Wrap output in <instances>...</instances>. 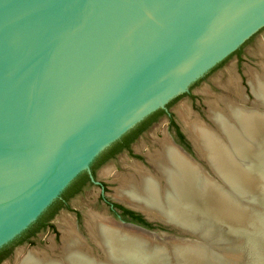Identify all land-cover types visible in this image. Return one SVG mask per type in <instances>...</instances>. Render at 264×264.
<instances>
[{"label": "water", "instance_id": "obj_1", "mask_svg": "<svg viewBox=\"0 0 264 264\" xmlns=\"http://www.w3.org/2000/svg\"><path fill=\"white\" fill-rule=\"evenodd\" d=\"M263 41L264 0H0V247L35 221L112 142L194 83L192 95L172 103L176 118L239 63L232 54L237 48L246 42L243 60ZM207 113L212 125L204 123L221 132L209 109ZM167 125L162 117L134 143V151ZM187 137L195 155L180 149L216 180L208 159ZM131 156L124 151L107 162L98 171V181ZM97 186L76 196L71 208ZM251 187L238 185L242 195L235 198L259 222L245 215L240 221L235 218L233 225L227 218L225 241L207 243L218 257H207L206 264L253 263V236L264 240V187ZM108 217L156 242L191 238L181 226L148 216L154 226L170 225L176 232ZM84 227L97 256L84 235L81 249L95 261L157 264L159 256L147 244L128 250L114 245L108 232L98 243ZM118 239L141 241L127 234ZM236 244L242 258L228 259L226 248L233 252ZM29 245L15 248L1 264ZM173 253L174 249L162 252L170 261ZM63 254L61 249L50 256L60 260Z\"/></svg>", "mask_w": 264, "mask_h": 264}, {"label": "bare ground", "instance_id": "obj_2", "mask_svg": "<svg viewBox=\"0 0 264 264\" xmlns=\"http://www.w3.org/2000/svg\"><path fill=\"white\" fill-rule=\"evenodd\" d=\"M259 46L262 70H250L248 82L257 101L247 106L245 96L237 100L223 95L218 99L223 106L215 99L210 102L212 107L209 115L221 132L194 120L190 111L184 110L181 113L185 131L210 162L217 174L216 180L169 140H165L156 153L149 154L158 173L154 174L136 165L128 175L118 178L121 186L117 189L116 197L119 200L144 211L150 218L181 226L184 231L191 233V238L173 237L171 240L156 242L138 230L111 221L108 216L89 212L86 227L98 243L106 240L105 232H108L114 245L127 247L128 250L134 245L139 249L147 244V248L159 256H155L157 264H206L207 257H218L211 253L207 243L213 240L218 243L225 241L227 233L224 221L227 218L228 223L233 225L236 223L235 218L240 221L239 218L245 215L250 216L249 220L258 221L259 218L242 210L235 197L242 195L236 188L243 183L253 186L251 188L264 187V43ZM229 81V86L238 94L237 79L233 74ZM225 182L232 183L236 188H229ZM62 230L65 250L63 258L53 260L38 253H30L24 257L22 264H101V261H95L81 249L85 245L83 237L73 223L64 220ZM230 233L240 236L235 229H231ZM124 234L141 241L133 243L131 240H119L118 235ZM253 239L251 249L254 258L251 264H264V240H258L256 235ZM239 248L236 244L232 252V248L227 247L226 257H232L231 260L242 258ZM165 249H174L171 261L168 255L162 254ZM207 250L208 254L205 252Z\"/></svg>", "mask_w": 264, "mask_h": 264}, {"label": "rangeland", "instance_id": "obj_3", "mask_svg": "<svg viewBox=\"0 0 264 264\" xmlns=\"http://www.w3.org/2000/svg\"><path fill=\"white\" fill-rule=\"evenodd\" d=\"M263 43L264 41L261 44ZM259 47L260 46L256 47L242 61H240L235 67H233L227 74H225L212 87H210L204 94H202L188 108H186L185 111L186 110H187L186 112L190 111L189 112L190 116L194 118V120L201 121V123L205 121V122H208L210 125H212L210 120L207 118V114H208L207 111L209 109V112H210L211 107H212L210 102L214 101V99L217 100L218 103H220V101L218 100L220 99V96L226 95L230 97L231 99L241 100L244 97V93H245L248 99V100L245 99V102H247V106L248 105L251 106L254 103V101H257V98L255 96L253 97V95L250 93V90H249L250 83L248 85L247 81L249 82V78H250L249 75H251L250 70H253V71L262 70L261 69L262 68L261 67L262 57L259 52ZM231 74H233L237 78V85H238L237 87L239 89L238 94L236 91H234L232 86H229V82H230L229 79H230ZM175 119L179 123L183 132L187 136L188 133H186L184 129L181 114H179ZM168 136H169V133H168V125H167L165 128H163L158 134H156L150 141H148L142 148H140L136 152L137 155L140 154L142 156L141 158H138L137 156L132 155L127 161H125L119 168H117L112 174H110L104 180L105 184L107 185V187L105 188V192H106V195L110 199L117 198L116 197L117 189L121 186V183L118 178H120L121 176H126L127 173L132 171V167L136 166L135 165L136 163H139V164L142 163V165L143 166L145 165L148 168V170L150 171L154 170V172L156 171L154 167H151L150 164H148V160H149L148 155L156 153L159 149H161L162 143L165 139H168L170 141ZM192 154L195 155L193 149H192ZM100 193H101V187L98 185L88 195H86L81 201H79L73 208H71L65 215H63L58 221L54 223L55 230L47 229L42 235H40L34 241L33 244H30L27 248H25L19 255H17L8 264H22L23 262V261L21 262L22 258L24 260V257H26L30 253H38L47 259H53L50 255L59 253L61 249L64 251V254H65L64 241H63L64 231L62 230V222L66 219L67 221H70L71 223H73L76 230L79 231L81 235H84L85 237L88 238V243L93 248L94 250L93 252L96 255V247L89 240V237L85 231L84 224L86 221V226H87L89 212H94L96 214H98L97 212H99L106 216L109 215V209L105 205V203L102 201L101 202L98 201ZM76 210L82 212V215H81L82 220L79 224L77 223L75 219ZM143 214L147 216L145 213ZM150 223L152 224L151 225L152 228L162 229V230L170 231V232H176V229L169 228L171 227L170 225H163V224L158 223V225L154 226L153 222H150ZM56 234L58 235V237H56ZM61 239L63 243L61 242ZM169 240H171V238ZM173 241H176V240L173 239ZM229 258H232V257H229Z\"/></svg>", "mask_w": 264, "mask_h": 264}, {"label": "flooded vegetation", "instance_id": "obj_4", "mask_svg": "<svg viewBox=\"0 0 264 264\" xmlns=\"http://www.w3.org/2000/svg\"><path fill=\"white\" fill-rule=\"evenodd\" d=\"M242 52H243V49H242ZM242 52H241V54L239 53L240 54V57H239L238 54H236L237 55L238 62L241 61ZM214 68L215 67L211 68L209 71L211 72L212 69H214ZM192 85L189 87L188 91L185 92V93H188L187 95H190V94L192 95L193 94ZM169 102L163 108L165 110V113H161V115H156L155 117L150 118L146 122V124H148V123L149 124L147 125V128L145 130H143L138 135H136L137 134L136 132L138 130L137 131H134V132H131L130 134L126 135L127 138H124V139H122V141L120 143H118L116 145H113V147L111 148V151L109 153L107 152L105 155L101 156L99 158V160H97V157L103 151H105L107 148H109L114 142H116L117 140L121 139L122 136L126 133L125 132L120 138H118L114 142H112L108 147H106L103 151H101L91 161V163H90V169L89 170L88 169H85V170L81 171L80 173H78L67 184V186L62 190V192L59 194V196L55 198V199H60V200L59 201H56V203H54L52 205L53 207L44 216V218L42 219L40 225L38 226V228H39L38 231H36L35 234L30 237L33 242H34L35 238H37L38 235L40 233L44 232L46 229L55 230V228H51L48 224H54V222H53L54 218L62 210H68L69 208H71V202H72V200L76 196H78L81 193H83L92 184H98L101 187V193L99 195L98 201H100V202L102 201V202L105 203V205L109 209V214H111V215H113V216H115V217H117V218H119L121 220H125V221H128V222H132V223H135V224L144 226V227H147L148 226V225L145 224V221H147V222H149V221L146 218V216L143 214L144 211H142L140 209H137V208H134L133 206L129 205L128 203H126V202H124L122 200H119L118 198L110 199L106 195L105 188L107 187V185L105 184V181H103V180L102 181H98V171L107 162H109L110 160L116 158L120 153H122L124 151L125 152H128L130 155H135L138 158H141L142 156L140 154L137 155L136 152L133 149L134 148L133 147L134 146V143L140 138L141 135H143L152 125H154L156 122H158L162 117H166L167 120H168V133H169L168 138L171 141V142L170 141L169 142L172 145H174V146L176 145V147L178 146L179 148L181 147L182 149H185L186 151H188L189 153L192 154V149H193L192 143L188 139V137L186 136V134L183 132V130L180 127L179 123L176 121V119L174 117V114H173V111L171 109L172 103H169ZM155 118H157V119H155ZM172 122H175L176 126L173 125ZM165 140L168 141V139H165ZM161 148H162V146H161ZM114 152H115L114 156L113 157H110L111 156L110 154H113ZM148 156H149V160H150V155H148ZM149 160H148V164H150V166L151 167H154V169L156 170L155 166L152 164L151 161L149 162ZM135 165H139L140 167H142L143 170H146V171L148 170V168L145 165L143 166L142 163H140V164L139 163H136ZM84 172H86V173L84 174ZM151 172L154 173V170L153 171L151 170ZM82 173L84 175H82V176L79 177V175L82 174ZM129 173H127V175ZM156 173H158L157 170L155 171L154 174H156ZM97 213L98 214H101L104 217L106 216V215H103L102 213H99V212H97ZM75 214H76L75 215V219H76L77 223L79 224L81 222V220H82V216H81L82 215V212L76 210L75 211ZM44 224H46L47 226H45V228H42V226ZM56 237H58L57 234H56ZM24 244H29V243L25 242L23 244L17 245L15 248H17L18 246L24 245Z\"/></svg>", "mask_w": 264, "mask_h": 264}, {"label": "trees", "instance_id": "obj_5", "mask_svg": "<svg viewBox=\"0 0 264 264\" xmlns=\"http://www.w3.org/2000/svg\"><path fill=\"white\" fill-rule=\"evenodd\" d=\"M248 41V40H247ZM246 43V42H245ZM244 43V44H245ZM243 45H241L239 48H237L232 54H238L240 57V54L242 52L243 49ZM240 53V54H239ZM231 54V55H232ZM242 60V58H241ZM200 80V79H199ZM198 80V81H199ZM197 81V82H198ZM188 93H184L182 95H179L177 97H175L174 99H172L169 103H173L174 101H176L178 98H180L183 95H186ZM161 113H165V110L163 108H159L155 111H153L152 113H150L149 115H147L143 120H141L139 123H137L134 127H132L130 130H128L121 139L117 140L116 142H114L109 148H107L105 151H103L98 157L97 160H99V158L103 155H105L107 152L109 153L111 151V148L113 147V145H116L118 143H120L122 141V139L127 138L126 135L130 134L131 132L137 131L136 135H138L139 133H141L143 130H145L147 128L146 122L152 118L155 117L156 115H161ZM157 119V118H155ZM173 125L176 126L175 122H172ZM138 128V129H137ZM115 154V152L113 154H110V157H113ZM86 172H84L85 174ZM83 173L79 175L82 176L84 175ZM60 199H55L39 216L38 218L33 221L26 229H24L21 233H19L17 236H15L11 241H9L8 243L4 244L3 246L0 247V264L3 260H5L7 257H9L12 252L14 251V248L17 245L23 244L25 242L29 243V244H33L34 242L31 240V236L35 234L36 231H38V226L40 225L42 219L44 218V216L51 210V208L53 207L52 205L54 203H56V201H59ZM145 224L148 225L147 227L152 228L151 227V223L145 221ZM51 228H55L54 224H48ZM45 226H47L46 224H44L42 226V228H45Z\"/></svg>", "mask_w": 264, "mask_h": 264}]
</instances>
